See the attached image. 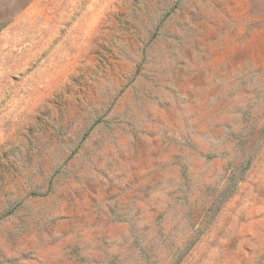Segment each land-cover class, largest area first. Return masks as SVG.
Returning a JSON list of instances; mask_svg holds the SVG:
<instances>
[{
    "label": "rangeland",
    "instance_id": "rangeland-1",
    "mask_svg": "<svg viewBox=\"0 0 264 264\" xmlns=\"http://www.w3.org/2000/svg\"><path fill=\"white\" fill-rule=\"evenodd\" d=\"M0 264H264V0H0Z\"/></svg>",
    "mask_w": 264,
    "mask_h": 264
}]
</instances>
